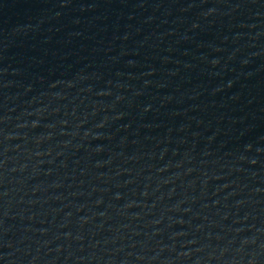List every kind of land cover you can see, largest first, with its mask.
I'll use <instances>...</instances> for the list:
<instances>
[{
	"label": "water",
	"instance_id": "obj_1",
	"mask_svg": "<svg viewBox=\"0 0 264 264\" xmlns=\"http://www.w3.org/2000/svg\"><path fill=\"white\" fill-rule=\"evenodd\" d=\"M0 264H264V0H0Z\"/></svg>",
	"mask_w": 264,
	"mask_h": 264
}]
</instances>
